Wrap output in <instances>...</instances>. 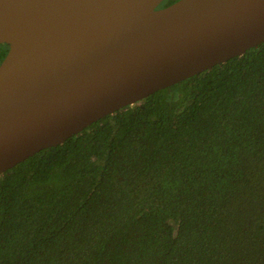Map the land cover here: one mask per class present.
I'll use <instances>...</instances> for the list:
<instances>
[{
	"label": "trees",
	"instance_id": "16d2710c",
	"mask_svg": "<svg viewBox=\"0 0 264 264\" xmlns=\"http://www.w3.org/2000/svg\"><path fill=\"white\" fill-rule=\"evenodd\" d=\"M0 264H264V43L1 175Z\"/></svg>",
	"mask_w": 264,
	"mask_h": 264
},
{
	"label": "water",
	"instance_id": "95a60500",
	"mask_svg": "<svg viewBox=\"0 0 264 264\" xmlns=\"http://www.w3.org/2000/svg\"><path fill=\"white\" fill-rule=\"evenodd\" d=\"M0 0V176L264 43V0Z\"/></svg>",
	"mask_w": 264,
	"mask_h": 264
},
{
	"label": "flooded vegetation",
	"instance_id": "af4514ba",
	"mask_svg": "<svg viewBox=\"0 0 264 264\" xmlns=\"http://www.w3.org/2000/svg\"><path fill=\"white\" fill-rule=\"evenodd\" d=\"M164 4L165 3L161 4L160 7H162ZM8 51H9V47L7 45H0V52H5L4 58L6 57ZM1 63H2V61H1Z\"/></svg>",
	"mask_w": 264,
	"mask_h": 264
}]
</instances>
